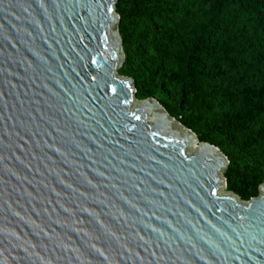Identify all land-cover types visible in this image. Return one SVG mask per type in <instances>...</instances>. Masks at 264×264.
<instances>
[{
  "label": "water",
  "instance_id": "95a60500",
  "mask_svg": "<svg viewBox=\"0 0 264 264\" xmlns=\"http://www.w3.org/2000/svg\"><path fill=\"white\" fill-rule=\"evenodd\" d=\"M116 3L0 0V264H264V180L136 98Z\"/></svg>",
  "mask_w": 264,
  "mask_h": 264
},
{
  "label": "trees",
  "instance_id": "16d2710c",
  "mask_svg": "<svg viewBox=\"0 0 264 264\" xmlns=\"http://www.w3.org/2000/svg\"><path fill=\"white\" fill-rule=\"evenodd\" d=\"M136 98L156 99L228 159L242 200L264 180V0H117Z\"/></svg>",
  "mask_w": 264,
  "mask_h": 264
},
{
  "label": "bare ground",
  "instance_id": "6f19581e",
  "mask_svg": "<svg viewBox=\"0 0 264 264\" xmlns=\"http://www.w3.org/2000/svg\"><path fill=\"white\" fill-rule=\"evenodd\" d=\"M196 147H198V144L197 143H194L193 146H192V148L193 149H196Z\"/></svg>",
  "mask_w": 264,
  "mask_h": 264
},
{
  "label": "rangeland",
  "instance_id": "374dc122",
  "mask_svg": "<svg viewBox=\"0 0 264 264\" xmlns=\"http://www.w3.org/2000/svg\"><path fill=\"white\" fill-rule=\"evenodd\" d=\"M223 191H225V192H231V191H228L226 188H224Z\"/></svg>",
  "mask_w": 264,
  "mask_h": 264
}]
</instances>
